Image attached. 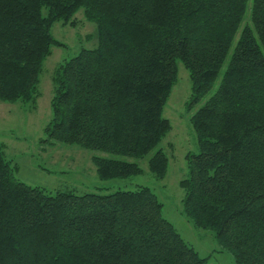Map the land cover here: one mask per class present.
I'll use <instances>...</instances> for the list:
<instances>
[{
	"label": "trees",
	"instance_id": "trees-1",
	"mask_svg": "<svg viewBox=\"0 0 264 264\" xmlns=\"http://www.w3.org/2000/svg\"><path fill=\"white\" fill-rule=\"evenodd\" d=\"M81 9L98 43L55 69L47 137L112 155L92 156L101 180L141 174L147 157L164 178L163 114L181 62L198 140L183 212L234 264H264V0H0V100L36 106L63 45L52 27ZM5 149L0 140V264L209 263L150 187L50 191L20 180Z\"/></svg>",
	"mask_w": 264,
	"mask_h": 264
},
{
	"label": "rangeland",
	"instance_id": "rangeland-1",
	"mask_svg": "<svg viewBox=\"0 0 264 264\" xmlns=\"http://www.w3.org/2000/svg\"><path fill=\"white\" fill-rule=\"evenodd\" d=\"M52 33L63 45L52 46L51 55L46 59L39 83L41 96L36 106L0 100V140L6 146L7 158L18 167L17 177L29 185L50 191L73 190L79 194L148 186L163 203L165 217L184 239L202 256H210L208 264H234L233 257L219 245L214 233L195 227L183 212L184 190L180 181L188 175L186 155L198 150L197 135L191 122L197 107L191 109L188 106L192 94L189 71L178 63V79L164 108L163 115L171 123V129L161 144L169 158L166 176L158 178L153 174L147 157L139 160L143 173L129 178L101 180L92 156L112 155L49 139L45 132L52 116L54 71L82 48L97 45V25L88 21L81 9L71 22H55Z\"/></svg>",
	"mask_w": 264,
	"mask_h": 264
}]
</instances>
